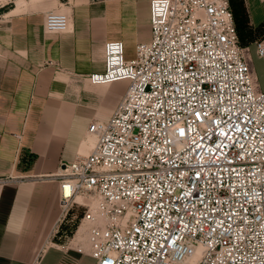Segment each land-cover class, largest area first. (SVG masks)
<instances>
[{"label":"built area","instance_id":"built-area-1","mask_svg":"<svg viewBox=\"0 0 264 264\" xmlns=\"http://www.w3.org/2000/svg\"><path fill=\"white\" fill-rule=\"evenodd\" d=\"M151 27L133 61L105 45L91 81L129 86L90 125L91 153L50 177L64 211L95 201L82 219L95 264H264V92L231 0H152ZM70 29L45 16L47 33Z\"/></svg>","mask_w":264,"mask_h":264},{"label":"crops","instance_id":"crops-1","mask_svg":"<svg viewBox=\"0 0 264 264\" xmlns=\"http://www.w3.org/2000/svg\"><path fill=\"white\" fill-rule=\"evenodd\" d=\"M151 3L0 0V264H95L89 246L63 240L70 210L50 177L88 156L90 125L114 116L129 83L93 84L91 76L106 72L107 43L122 42L125 60L133 61L137 46L152 40ZM231 6L262 91L264 0ZM51 12L70 15L69 32L45 31Z\"/></svg>","mask_w":264,"mask_h":264},{"label":"rangeland","instance_id":"rangeland-1","mask_svg":"<svg viewBox=\"0 0 264 264\" xmlns=\"http://www.w3.org/2000/svg\"><path fill=\"white\" fill-rule=\"evenodd\" d=\"M260 84L261 89L264 92V78L261 79ZM94 206L95 201L89 197H79L68 206L67 210L70 211L66 216V229L63 236V240L66 241V243H70L73 241V246H79L83 249L89 246L87 229L85 226H82V218L85 213L89 209H93ZM86 264H93V262L89 260Z\"/></svg>","mask_w":264,"mask_h":264},{"label":"trees","instance_id":"trees-1","mask_svg":"<svg viewBox=\"0 0 264 264\" xmlns=\"http://www.w3.org/2000/svg\"><path fill=\"white\" fill-rule=\"evenodd\" d=\"M238 31H239V29H238ZM239 34H240V32H239Z\"/></svg>","mask_w":264,"mask_h":264}]
</instances>
